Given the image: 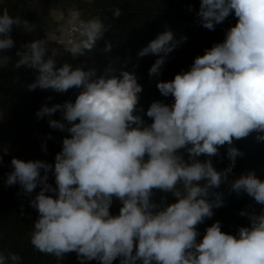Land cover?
Listing matches in <instances>:
<instances>
[{"label":"clouds","instance_id":"obj_1","mask_svg":"<svg viewBox=\"0 0 264 264\" xmlns=\"http://www.w3.org/2000/svg\"><path fill=\"white\" fill-rule=\"evenodd\" d=\"M111 11L116 18L122 14L119 7ZM233 14L236 23L223 42L196 56L189 70L157 81L161 96L173 102L153 101L146 111L151 123L138 108L143 87L134 72L109 63L97 75L95 68L61 63L63 54L50 50L43 38L21 45L13 67L34 71L28 91L79 90L74 101L44 104L36 112L38 119L48 118L50 128L68 133L54 163L16 157L10 162L8 186L18 184L29 196L39 187L29 202L38 213L28 234L35 251L58 262L74 252L80 264L117 259L119 264H264V209L257 213L248 205L239 212L247 226L233 234L215 221L198 240V225L225 206V194L217 191L222 185L228 195L246 194L264 205V180L254 171L232 178L237 158L244 156L234 142L253 133L264 142V0H200L196 12L198 23L210 31ZM69 17L78 38L68 39L66 51L73 59L87 56L110 25L99 16L81 20L76 9ZM14 28L36 30L34 23L3 8L0 52L15 47ZM58 31L71 36L64 25ZM186 41L166 26L137 59L158 57L149 68V76L158 77L169 54ZM111 49L105 41L102 51ZM11 60L0 55V69ZM57 112L61 119H52ZM222 147L229 164L217 170L213 157H221ZM8 151L0 144V163ZM156 191L175 201L163 195L157 202ZM114 198L121 205L117 215L110 212ZM21 259L0 251V264H21Z\"/></svg>","mask_w":264,"mask_h":264},{"label":"trees","instance_id":"obj_2","mask_svg":"<svg viewBox=\"0 0 264 264\" xmlns=\"http://www.w3.org/2000/svg\"><path fill=\"white\" fill-rule=\"evenodd\" d=\"M189 6L192 11H189ZM199 6L200 0H0V10L7 8L10 15L20 16L36 26L33 34L23 33L14 28L11 36L15 41V47L0 52V55L12 58L7 68L0 69V111L3 116L0 120V144L9 148L8 154L3 156V161L0 163V251L19 254L22 258L21 264H80L74 252L67 254L61 262H58L54 256L33 249L28 234L38 213L29 202L39 191V187L29 196L22 192L18 184L13 186L6 184L7 174L13 170L10 163L13 157L25 161L41 159L54 163L55 155L61 151L62 139L68 133L50 128L48 118L38 119L36 112L44 104L51 106L68 100L74 101L79 91L70 89L63 94L39 88L28 91L25 85L34 81V71L24 68L16 70L13 67L17 58L16 52L23 50L21 45L34 38H43L49 42L50 50L55 49L63 54L58 58L61 63L67 61L74 67L82 65L86 70L95 68L97 75L103 74L109 63L117 68L134 72L138 83L143 87V91L139 94L138 108L144 109V119L147 123H151L146 111L153 101L159 100L167 104L173 102L171 96H161L156 87L157 81H170L175 74L189 70L194 58L203 55L204 50L213 44L223 42L226 31L236 23L233 14L222 24L216 25L214 31L205 29L198 23L196 16ZM117 7L122 13L118 18L114 17L111 11ZM52 9L79 10L81 20L99 16L110 25V29L93 52L73 59L65 47L51 38L52 33H60L58 28L61 26L51 17ZM166 26L176 34L177 39L186 36L187 41L169 54L160 76L150 77L149 68L158 57L148 55L137 59V53L164 31ZM105 41L112 44L110 52L102 51ZM49 96L53 99L48 100ZM52 119H61V113L57 112ZM49 134L51 139H48ZM255 135L253 133L245 139L234 142L244 156L237 158L232 178L254 171L258 178L264 180V142H257ZM220 152L223 158L213 157V165L217 170H222L229 164L226 147H222ZM200 159L203 160L205 157L202 156ZM49 183L55 186L51 174H49ZM217 191L225 194V206L214 209L213 217L198 225L201 234L198 240L202 238L205 229L215 221L221 222L222 231L233 234L238 227L247 226L249 221L241 217L239 212L248 205L252 206L249 211L254 209L257 213L264 209V205L256 204L246 194L240 197L235 194L228 195L227 185H222ZM163 195H167V202L175 201L170 194L159 191L155 192L154 199L159 202ZM120 206V202L114 198L110 212L117 215ZM86 264H98V262L88 261ZM113 264H119V259Z\"/></svg>","mask_w":264,"mask_h":264},{"label":"built area","instance_id":"obj_3","mask_svg":"<svg viewBox=\"0 0 264 264\" xmlns=\"http://www.w3.org/2000/svg\"><path fill=\"white\" fill-rule=\"evenodd\" d=\"M69 19L70 17H64L62 16L61 20H63L64 22V26L67 27L71 33V36L68 37V36H63L61 33H58V32H55V33H52L51 34V38L53 40H55L56 42H58V44L62 45L63 47H65L67 49V47L69 46L68 45V39L69 38H72V39H76L78 38V33L77 31L75 30V26L71 25L69 23ZM78 23V22H77Z\"/></svg>","mask_w":264,"mask_h":264},{"label":"rangeland","instance_id":"obj_4","mask_svg":"<svg viewBox=\"0 0 264 264\" xmlns=\"http://www.w3.org/2000/svg\"><path fill=\"white\" fill-rule=\"evenodd\" d=\"M71 11H61V10H58V9H52L50 10V15L51 17L53 18V20L59 22L61 25H64V22L63 20H61L62 16H64L65 18L66 17H69V13ZM2 113L0 111V120L2 119Z\"/></svg>","mask_w":264,"mask_h":264}]
</instances>
